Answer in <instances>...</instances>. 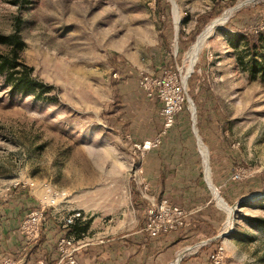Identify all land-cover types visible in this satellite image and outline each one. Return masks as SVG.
I'll return each mask as SVG.
<instances>
[{"label":"rangeland","instance_id":"374dc122","mask_svg":"<svg viewBox=\"0 0 264 264\" xmlns=\"http://www.w3.org/2000/svg\"><path fill=\"white\" fill-rule=\"evenodd\" d=\"M14 31L20 61L48 90L12 95L0 78V222L20 221L38 203L48 224L78 210L77 226L90 236L144 221L157 201L147 184L155 157L137 145L162 119L138 81L167 73L184 78L185 95L160 152L195 161L196 182L227 233L222 264H264V230L252 220L264 217V80L250 78L227 38L264 31V0H0V34ZM240 200L227 228L222 205Z\"/></svg>","mask_w":264,"mask_h":264},{"label":"crops","instance_id":"0c3cea01","mask_svg":"<svg viewBox=\"0 0 264 264\" xmlns=\"http://www.w3.org/2000/svg\"><path fill=\"white\" fill-rule=\"evenodd\" d=\"M160 151L159 146L146 150L155 157L152 163L154 171L147 178L152 194L150 198L157 201L167 199L182 206L186 210L185 226L178 231L153 238L144 231L142 220L140 224L137 222L136 226H132L130 231H120L111 237H108L106 232L92 236L86 232V242L75 255L77 264H171L175 259L174 257L170 262L175 249L185 243L191 245L183 248L184 252L193 251L194 254L190 252V256L183 258L184 253L175 264H211L209 255L220 243V237L217 236L223 232L219 231L221 220L218 213L209 211L211 197H206V190H203L200 182L197 184L193 175L195 161L192 158L190 161L180 160L181 156L170 159V156H165ZM199 154L202 155L201 152ZM189 166L191 171L184 176H178L180 168L186 169ZM40 205L42 204L38 203V206ZM61 229L64 228L59 222H42L39 238L35 242L27 243L20 234L19 220H16L15 215H10L5 221L2 219L0 264L6 256L16 257L24 264L54 263L59 258L54 246L55 240L60 234L67 233L66 229ZM68 232L70 233V229ZM206 245L208 247L202 248Z\"/></svg>","mask_w":264,"mask_h":264},{"label":"built area","instance_id":"2783aa9c","mask_svg":"<svg viewBox=\"0 0 264 264\" xmlns=\"http://www.w3.org/2000/svg\"><path fill=\"white\" fill-rule=\"evenodd\" d=\"M178 83L176 76L165 73L164 75L141 74L138 81L139 88L148 98H157L161 104L160 114L162 119L161 131L152 139L137 145L141 151L153 150L160 146L167 130L172 126L175 116L183 110L184 104V83ZM239 176L233 174L231 179L237 180ZM45 205H40L29 210L19 221V231L24 240L35 242L40 236L41 224L45 218ZM186 210L175 203L162 199L159 201L151 200L149 207L145 211L144 231L150 237H158L169 232L182 229L186 222ZM81 213L72 210L60 221L61 227L67 230V233L60 234L56 239V250L59 254L58 260L52 264H77L76 253L85 244L86 236L76 238L68 230L81 219ZM98 242L102 240L97 239ZM224 259V250L221 245H217L209 255L211 264H222ZM1 264H24L20 259L13 256L3 258ZM103 264V263H97Z\"/></svg>","mask_w":264,"mask_h":264},{"label":"trees","instance_id":"16d2710c","mask_svg":"<svg viewBox=\"0 0 264 264\" xmlns=\"http://www.w3.org/2000/svg\"><path fill=\"white\" fill-rule=\"evenodd\" d=\"M227 38L231 47L241 52L236 56L238 63L248 64L250 78L258 76L264 80V31L255 32L252 36L228 34ZM23 45L17 31L0 34V78L12 95H33L39 98L48 90V86L36 80L31 75V68L20 61L19 54ZM246 58L247 60H244ZM252 220L264 230V217H256ZM70 233L78 238L84 234V231H80L75 224L71 226Z\"/></svg>","mask_w":264,"mask_h":264},{"label":"bare ground","instance_id":"6f19581e","mask_svg":"<svg viewBox=\"0 0 264 264\" xmlns=\"http://www.w3.org/2000/svg\"><path fill=\"white\" fill-rule=\"evenodd\" d=\"M211 25H208L207 27H206V29L200 34V36H199V38H198V40H197V42L192 46V49L189 51V53H188V58H189V67H190V65H192L194 62H195V59H196V57H197V52H198V48H199V45H200V43H201V40H203L204 39V37H206L205 35L208 33V31L209 30H211ZM184 79V78H183ZM221 203H223V202H221ZM224 205H222V208L223 209H225V211H227L226 213H227V219H226V221H225V226L227 227V228H229L231 225H232V210H230L229 208H228V206L226 207V206H224ZM229 212V213H228ZM185 252H184V250L182 249V250H180V251H178L177 253H176V256H175V259L172 261V263L171 264H175L180 258H181V256L184 254Z\"/></svg>","mask_w":264,"mask_h":264},{"label":"water","instance_id":"95a60500","mask_svg":"<svg viewBox=\"0 0 264 264\" xmlns=\"http://www.w3.org/2000/svg\"><path fill=\"white\" fill-rule=\"evenodd\" d=\"M260 196H254L252 198L256 199ZM244 204V200H240L239 202L235 203L233 206H232V217L234 218V215H235V212L240 208L242 207ZM227 235V233H221L219 234L217 237H222V236H225Z\"/></svg>","mask_w":264,"mask_h":264}]
</instances>
